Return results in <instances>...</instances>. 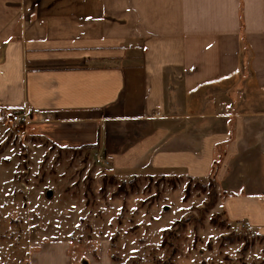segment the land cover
Instances as JSON below:
<instances>
[{"label":"crops","instance_id":"1","mask_svg":"<svg viewBox=\"0 0 264 264\" xmlns=\"http://www.w3.org/2000/svg\"><path fill=\"white\" fill-rule=\"evenodd\" d=\"M11 113L119 173L214 176L217 212L264 237V0H0Z\"/></svg>","mask_w":264,"mask_h":264},{"label":"rangeland","instance_id":"2","mask_svg":"<svg viewBox=\"0 0 264 264\" xmlns=\"http://www.w3.org/2000/svg\"><path fill=\"white\" fill-rule=\"evenodd\" d=\"M7 118L0 120V264H45L39 251L58 248L69 264H264V237L217 212L213 176L119 173L96 163L95 153L24 136L27 122L16 135Z\"/></svg>","mask_w":264,"mask_h":264},{"label":"built area","instance_id":"3","mask_svg":"<svg viewBox=\"0 0 264 264\" xmlns=\"http://www.w3.org/2000/svg\"><path fill=\"white\" fill-rule=\"evenodd\" d=\"M8 126L14 131L16 135H22L23 126L26 123L25 119L19 113H11L7 118ZM95 161L98 164L110 165V162L103 159L99 154H95Z\"/></svg>","mask_w":264,"mask_h":264},{"label":"trees","instance_id":"4","mask_svg":"<svg viewBox=\"0 0 264 264\" xmlns=\"http://www.w3.org/2000/svg\"><path fill=\"white\" fill-rule=\"evenodd\" d=\"M54 147H56L55 145H52ZM61 149V148H60ZM61 150H66V151H74V152H82V153H86L87 155L90 153H95V151H97V147L96 146H84L81 147L79 149H61ZM212 177V176H211ZM214 178V176H213ZM259 235V234H258ZM237 236V235H236ZM261 236V235H259ZM262 237V236H261ZM239 239L243 240L245 242V245H248V237L246 234H240ZM263 238V237H262Z\"/></svg>","mask_w":264,"mask_h":264},{"label":"water","instance_id":"5","mask_svg":"<svg viewBox=\"0 0 264 264\" xmlns=\"http://www.w3.org/2000/svg\"><path fill=\"white\" fill-rule=\"evenodd\" d=\"M51 195H52V193H51V191H49L48 197H51ZM83 264H89V263L87 261H84Z\"/></svg>","mask_w":264,"mask_h":264}]
</instances>
